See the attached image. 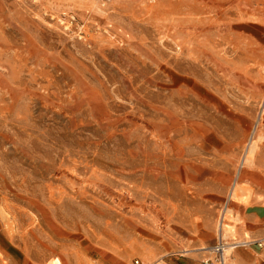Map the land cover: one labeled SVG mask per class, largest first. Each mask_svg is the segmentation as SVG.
Returning a JSON list of instances; mask_svg holds the SVG:
<instances>
[{"label":"rangeland","instance_id":"374dc122","mask_svg":"<svg viewBox=\"0 0 264 264\" xmlns=\"http://www.w3.org/2000/svg\"><path fill=\"white\" fill-rule=\"evenodd\" d=\"M263 145L264 0H0V230L50 264L210 255L226 199L248 241Z\"/></svg>","mask_w":264,"mask_h":264},{"label":"crops","instance_id":"0c3cea01","mask_svg":"<svg viewBox=\"0 0 264 264\" xmlns=\"http://www.w3.org/2000/svg\"><path fill=\"white\" fill-rule=\"evenodd\" d=\"M249 170L258 174L262 182L259 183L253 179H245L239 182V184L249 186L252 191L246 203L237 204L235 207L240 219L236 234L241 240H263V246L260 248L255 244H250L233 249L229 264H261L264 261V145ZM221 176L220 181L225 182ZM235 180H237L236 176L233 178L234 182ZM2 229L0 230V264H50L49 255L40 252L39 249H36V252H29L25 245L17 242L16 237L9 235L6 230L2 231ZM210 257L211 255L208 252L191 253L176 256L174 259H170L169 263H166L203 264V261ZM159 259L163 258H158L151 262ZM135 260L151 263L137 258L132 261V264H134Z\"/></svg>","mask_w":264,"mask_h":264},{"label":"built area","instance_id":"2783aa9c","mask_svg":"<svg viewBox=\"0 0 264 264\" xmlns=\"http://www.w3.org/2000/svg\"><path fill=\"white\" fill-rule=\"evenodd\" d=\"M229 199L224 200L221 204L218 216H217V236L216 241L213 246L210 247L211 257L203 261V264H229V258L231 252L228 250H233L239 246L255 244L257 247L263 246V240L255 241H232L228 242L226 238V229L229 226ZM134 264H167L163 259L156 260L151 263H143L139 260H135ZM264 264V261L261 262Z\"/></svg>","mask_w":264,"mask_h":264},{"label":"bare ground","instance_id":"6f19581e","mask_svg":"<svg viewBox=\"0 0 264 264\" xmlns=\"http://www.w3.org/2000/svg\"><path fill=\"white\" fill-rule=\"evenodd\" d=\"M253 144H254V143H253ZM253 144H252V145H253ZM252 145H251V146H252ZM249 163H250V162H249ZM239 172H240V170H239ZM239 172H238V174H239ZM233 190H234V189H233Z\"/></svg>","mask_w":264,"mask_h":264}]
</instances>
